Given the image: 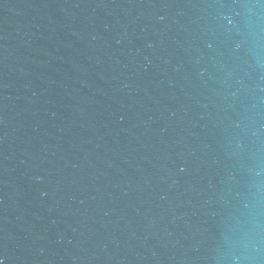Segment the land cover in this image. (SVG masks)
I'll return each mask as SVG.
<instances>
[{
	"label": "water",
	"instance_id": "water-1",
	"mask_svg": "<svg viewBox=\"0 0 264 264\" xmlns=\"http://www.w3.org/2000/svg\"><path fill=\"white\" fill-rule=\"evenodd\" d=\"M3 0H0V3L2 2Z\"/></svg>",
	"mask_w": 264,
	"mask_h": 264
}]
</instances>
